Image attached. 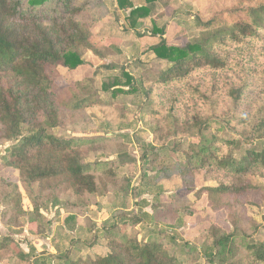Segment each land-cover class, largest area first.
Wrapping results in <instances>:
<instances>
[{"label": "rangeland", "instance_id": "obj_1", "mask_svg": "<svg viewBox=\"0 0 264 264\" xmlns=\"http://www.w3.org/2000/svg\"><path fill=\"white\" fill-rule=\"evenodd\" d=\"M27 1L24 14L29 21L22 24L29 28L35 23L54 37L64 38L61 27L69 28L67 21L73 19L90 31L89 44L82 43L77 50L83 64L52 71L58 123L48 131L64 140L94 142L70 150L76 147L85 163L108 165L93 167L101 188L93 196L78 193L61 176L25 182L17 160L10 155L17 138L9 140L0 124V243H5L0 264H63L56 257L68 252L73 261L92 260L111 252L114 235L120 231L142 243L149 239L164 242L161 234L166 235L171 257L182 264H210L198 251L213 238V227L234 234L237 247L235 255L226 250L214 264L239 260L251 264L245 244L264 242V166L246 178L254 188L223 195L207 189L218 187L221 179L233 182L231 175H225L226 179L208 168L189 169L177 156L193 154L222 139L242 143L241 151H235L237 158L258 147L246 138L249 127L239 123L247 106H236L231 88L244 82L238 64L242 67L248 59L242 55L256 62L258 71L264 68V37L247 47L212 50L211 40L205 43L208 32L196 18L207 22L264 0H126L123 8L117 0H49L34 12ZM149 3L154 6L147 14H133ZM196 41L229 55L234 70L201 68L173 84L158 83L169 64L152 48L164 42L184 46ZM125 71L133 76L132 85L143 91L113 98L103 83L118 81V88L128 90ZM30 100L34 112L23 133L39 122L42 112L37 107L44 98L32 96ZM152 146L162 151L145 163L142 157L156 149ZM135 215L140 219L137 225L130 221ZM168 236L177 242L172 244Z\"/></svg>", "mask_w": 264, "mask_h": 264}, {"label": "trees", "instance_id": "obj_2", "mask_svg": "<svg viewBox=\"0 0 264 264\" xmlns=\"http://www.w3.org/2000/svg\"><path fill=\"white\" fill-rule=\"evenodd\" d=\"M24 2L25 0H0V124L4 127L3 134H7L9 140L17 138V143L10 149V155L17 160L16 163L25 176V182L36 183L61 176L65 182L69 181L78 193L93 196L101 190L93 167L106 168L108 164L85 163L79 150L75 148L94 142L82 139L64 140L51 135L48 131V127H55L58 123L57 109L52 100L56 90L52 71L59 67L75 69L83 64L77 50L82 43H88L90 31L84 23L73 19L67 21L69 28L61 27L64 38L54 37L49 30L35 23L32 25L30 23V29L28 24H22L29 21L26 12L24 14ZM48 2L49 0H28L26 5L34 12ZM117 2L122 8L127 4L126 0ZM153 4L142 6L133 14L138 11L147 14ZM66 5L67 8L70 7ZM196 19L201 28L208 32L205 43L211 40L212 50L232 45L247 47L253 41H259L264 37V1L238 12L219 15L207 22L199 17ZM31 31L39 37L34 36ZM62 41H66L67 44L62 45ZM152 50L159 59L169 64L168 69L163 71L158 79V83L161 84H173L201 68L214 72L234 70L229 55L223 56L217 51L213 52L200 41L184 46H167L164 42ZM241 57L244 60L248 59V63L243 62L242 67L238 64L243 71L240 78L244 82L231 88V96L236 97L237 107L241 104L247 106L241 113L239 123L241 127H249L246 138L258 147L244 151V154L237 158L235 151H241L242 143L237 139H222L217 143L213 142L211 147L197 150L193 154L181 153L177 156V160L180 158L189 169L197 166L208 168L210 171L223 173L226 179L225 175H231L235 179L233 182L221 179L218 187L207 189L223 195L242 193L254 188L247 185L246 178L253 169L264 166V68L258 71L256 62H251L250 57L243 55ZM123 76L126 78L125 85L130 86L128 90L118 88L117 85H120L118 81L103 83V89L112 92L113 98L120 95L132 96L143 91L132 85L134 81L132 75L125 71ZM32 96L44 98V102L38 103L37 107L42 112L39 122L23 133L34 112L30 100ZM174 108L171 107L170 111ZM74 146L76 147L70 150ZM47 148L52 151L49 150L48 156L43 159ZM30 149L37 151V156L29 154ZM160 151L162 149L152 148V152L145 153L142 160L145 163L149 162L151 155L157 156ZM60 152L62 156H57ZM73 218L74 216H71V219ZM130 221L139 224V216H133ZM112 228L116 229V224ZM109 230L110 228L106 231ZM213 230V238L198 251L201 258L204 257L210 264H214L218 258L223 259L226 250L233 255L237 251L234 234L220 233L219 229L214 227ZM114 237L115 245L106 255L96 256L88 261H73L68 252L66 256L56 258L63 261V264H182L169 255L165 243L168 241L166 235L161 234L165 241L159 243L151 239L142 243L135 237L123 234L122 231L117 232ZM171 241L172 244L177 242L173 238ZM4 245L5 243L1 242L0 249H3ZM245 250L249 253L251 264H264V242L247 243ZM25 256L24 254L23 257ZM237 264H242V260Z\"/></svg>", "mask_w": 264, "mask_h": 264}]
</instances>
